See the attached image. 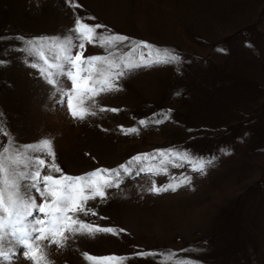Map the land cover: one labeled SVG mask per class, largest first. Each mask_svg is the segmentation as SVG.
<instances>
[{"label":"rangeland","instance_id":"374dc122","mask_svg":"<svg viewBox=\"0 0 264 264\" xmlns=\"http://www.w3.org/2000/svg\"><path fill=\"white\" fill-rule=\"evenodd\" d=\"M79 3L80 15L96 17L91 23L175 48L184 63L179 69L138 70L122 81L121 91L98 98L102 106L120 109L118 113H98L79 121L54 102L37 71L11 50L17 42H0V58L10 61L0 66V110L18 141L31 144L51 138L56 163L69 176L115 168L138 153L173 146L217 160L206 176L187 165L170 167L171 175L187 172L193 178L192 188L175 193L140 191L139 186L149 184L143 175L125 180L126 198L96 205L107 219H91L126 233L77 235L63 249L53 246L49 260L92 264L83 253L123 256L139 246L165 256L177 252L200 264H264V0ZM73 19L64 0H0V35H59ZM102 54L103 49L93 46L84 53ZM177 91L181 95H175ZM164 109L172 112L162 125L142 128L139 135L119 131V126H135L139 119ZM221 148L231 154H221ZM153 178L158 186L168 182L163 175ZM16 264L29 262L20 259ZM126 264L163 260L136 258Z\"/></svg>","mask_w":264,"mask_h":264},{"label":"snow or ice","instance_id":"6c2138e0","mask_svg":"<svg viewBox=\"0 0 264 264\" xmlns=\"http://www.w3.org/2000/svg\"><path fill=\"white\" fill-rule=\"evenodd\" d=\"M64 6L74 17L66 32L51 36L0 35V42H17L11 50L19 52L23 63L37 71L49 86L54 102L66 109L73 120L84 121L104 112L118 113L120 109L102 106L98 98L121 91L122 81L138 70L161 66L179 69L184 63L175 48L158 46L114 32L107 25L91 23L96 17L80 15L79 0H64ZM88 46L103 49V54L85 56ZM7 63H10L7 58H0V66ZM171 112L172 109L154 112L139 119L135 126H119V131L125 136L139 135L142 128L169 121ZM220 152L231 154L225 148ZM216 160V156H198L173 146L138 153L115 168H97L84 175L69 176L56 163L51 138L21 144L0 110V264H16L20 259L29 264H53L49 250L53 246L57 250L65 248L77 235L95 237L104 233L119 237L126 233L124 228L102 226L91 218L107 219L98 214L96 205L126 198V190L122 188L125 180L143 175L149 184L139 186L140 191L154 195L175 193L181 188H192L193 178L187 172L179 177L171 175L170 167L179 169L187 165L192 172L206 176ZM160 175L168 177V182L158 186L153 177ZM133 248L132 253L123 256H95L87 252L83 256L92 264H126L131 259L148 257H161L163 264H200L177 252L169 251L165 256L139 246Z\"/></svg>","mask_w":264,"mask_h":264}]
</instances>
